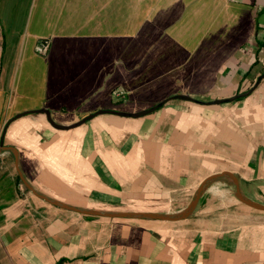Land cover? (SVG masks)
Segmentation results:
<instances>
[{
    "label": "crops",
    "instance_id": "obj_1",
    "mask_svg": "<svg viewBox=\"0 0 264 264\" xmlns=\"http://www.w3.org/2000/svg\"><path fill=\"white\" fill-rule=\"evenodd\" d=\"M162 101L72 129L10 122L0 264H264V211L230 176L180 220L85 214L25 183L79 209L177 214L231 172L264 204V0H0V140L28 110L66 125Z\"/></svg>",
    "mask_w": 264,
    "mask_h": 264
},
{
    "label": "water",
    "instance_id": "obj_2",
    "mask_svg": "<svg viewBox=\"0 0 264 264\" xmlns=\"http://www.w3.org/2000/svg\"><path fill=\"white\" fill-rule=\"evenodd\" d=\"M263 76H261L258 80V82L255 84V86L253 88H251L250 90L246 91V92H243L241 94H237L235 95L234 97L230 98V100H234L236 98H239V97H243V96H246L248 94H250L254 89L255 87L258 85V83L260 82V80L262 79ZM174 98H179V99H183V100H189V101H195V102H200V103H203L202 101H199L195 98H193L192 96L188 95V94H177L175 96H173ZM230 100H224V99H218V100H215L213 101L214 103H222V102H225V101H230ZM166 101H162L150 108H146V109H143V110H140V111H137V112H129V111H125V110H117V109H100L92 114H89L83 118H81L80 120L74 122V123H71V124H60L58 122H56L52 116V113L50 110L46 109V108H42V109H38V110H28V111H25V112H21L19 114H17L16 116H14L11 120H9V122L7 123V125L5 126L4 128V131L2 133V137H1V140H0V154L4 151V150H13L14 151V154L16 157H18V152L15 148L13 147H9V146H6L4 144V141H5V134H6V131H7V127L8 125L10 124V122H12L13 120L23 116V115H26V114H31V113H37V112H41V113H45L46 116H47V119L48 121L50 122V124L56 128V129H72L74 127H78L84 123H86L87 121H89L90 119H92L93 117H95L96 115H99V114H104V113H109V114H115V115H119V116H131V117H141V116H144V115H147L153 111H155L157 108L161 107ZM222 175H227V176H230L233 180V182L235 183L236 185V188H237V191H236V195L237 197L242 201L244 202L245 204L253 207V208H256L258 210H262L264 211V204H261L259 202H256L254 200H251L247 197H245L243 195V193L241 192L240 190V187H239V181L237 179V177L231 173V172H221V173H217V174H214V175H211L209 176L206 180H204L202 182V184L199 186V188L197 189L196 191V194L193 198V200L190 202V204L184 208L183 210H181L179 213L177 214H159V213H152V212H117V213H102L100 211H96V210H85V209H79V208H76L74 206H71L69 204H66L64 202H61V201H58V200H52L50 198H47L46 196L44 195H41L39 194L38 192H36L34 190V188L32 186H30L25 180V183L26 185L33 191L35 192L37 195H39L40 197L52 202L53 204H56V205H60L62 207H65V208H68V209H72V210H76V211H79V212H82V213H85V214H94V215H107V216H118V217H127V216H138V217H149V218H157V219H163V220H180V219H183V218H186L188 216H190L194 210L196 209L197 205H198V202H199V199L203 193V191L205 190V188L207 187V185L216 180L219 176H222Z\"/></svg>",
    "mask_w": 264,
    "mask_h": 264
},
{
    "label": "built area",
    "instance_id": "obj_3",
    "mask_svg": "<svg viewBox=\"0 0 264 264\" xmlns=\"http://www.w3.org/2000/svg\"><path fill=\"white\" fill-rule=\"evenodd\" d=\"M48 49H49V42L44 40L42 41L41 43L38 44L37 46V50L40 52V53H47L48 52Z\"/></svg>",
    "mask_w": 264,
    "mask_h": 264
}]
</instances>
